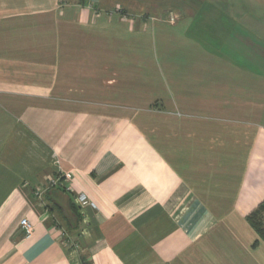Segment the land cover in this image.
I'll use <instances>...</instances> for the list:
<instances>
[{"label": "crops", "instance_id": "1", "mask_svg": "<svg viewBox=\"0 0 264 264\" xmlns=\"http://www.w3.org/2000/svg\"><path fill=\"white\" fill-rule=\"evenodd\" d=\"M149 1L0 0V264H264V0Z\"/></svg>", "mask_w": 264, "mask_h": 264}, {"label": "rangeland", "instance_id": "2", "mask_svg": "<svg viewBox=\"0 0 264 264\" xmlns=\"http://www.w3.org/2000/svg\"><path fill=\"white\" fill-rule=\"evenodd\" d=\"M153 1L156 2V4L160 3V6H163L164 10H161L162 14L159 15V18L161 17V19L165 20L166 22H171L174 23L176 22V20L181 17L182 15H184V9L187 8V6H197L198 4H200L203 0H150V4H155ZM120 5V4H119ZM169 5L171 7H169ZM121 6V5H120ZM166 6H168V8H166ZM184 8V9H183ZM118 11L117 15L120 17V19H124L126 17H129V15H127L126 12L122 11V8L118 7ZM150 16L154 17V14H151ZM154 31V30H152ZM151 31V32H152ZM150 33V32H149ZM156 33V32H155ZM157 49L160 50L161 48H159V46H157L155 39H153L152 42V51L149 49V52H155V55H158ZM154 54V53H153ZM69 204V202H68Z\"/></svg>", "mask_w": 264, "mask_h": 264}, {"label": "built area", "instance_id": "3", "mask_svg": "<svg viewBox=\"0 0 264 264\" xmlns=\"http://www.w3.org/2000/svg\"><path fill=\"white\" fill-rule=\"evenodd\" d=\"M57 162V161H56ZM72 178V173L67 171V172H63L60 171L52 176L47 177L46 179V183H45V189L47 188H52V187H56V186H60L61 183L65 182V181H70ZM44 189V190H45ZM44 190H36L35 191V196L38 199H41L42 193ZM75 202L80 206H85L88 205L90 203L89 198L87 197L86 194L84 193H79L76 198H75ZM19 228L22 230V232L24 233L25 236H29L33 230V225L31 224V222L27 219V218H22L19 222Z\"/></svg>", "mask_w": 264, "mask_h": 264}, {"label": "trees", "instance_id": "4", "mask_svg": "<svg viewBox=\"0 0 264 264\" xmlns=\"http://www.w3.org/2000/svg\"><path fill=\"white\" fill-rule=\"evenodd\" d=\"M69 209H71V221L69 220V224L74 228L78 227V223L80 222V215L76 211L72 202H69ZM247 220L253 229L258 233L261 239L264 240V200L253 210L251 211L248 216ZM84 260L83 258L81 259ZM83 264L86 262L83 261Z\"/></svg>", "mask_w": 264, "mask_h": 264}]
</instances>
